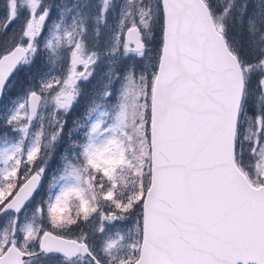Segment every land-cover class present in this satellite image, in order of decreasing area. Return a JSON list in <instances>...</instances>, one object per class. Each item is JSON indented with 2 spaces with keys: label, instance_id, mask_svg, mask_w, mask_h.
I'll use <instances>...</instances> for the list:
<instances>
[{
  "label": "snow or ice",
  "instance_id": "snow-or-ice-1",
  "mask_svg": "<svg viewBox=\"0 0 264 264\" xmlns=\"http://www.w3.org/2000/svg\"><path fill=\"white\" fill-rule=\"evenodd\" d=\"M0 264H264V0H2Z\"/></svg>",
  "mask_w": 264,
  "mask_h": 264
},
{
  "label": "rangeland",
  "instance_id": "rangeland-1",
  "mask_svg": "<svg viewBox=\"0 0 264 264\" xmlns=\"http://www.w3.org/2000/svg\"><path fill=\"white\" fill-rule=\"evenodd\" d=\"M0 2H2V0H0Z\"/></svg>",
  "mask_w": 264,
  "mask_h": 264
}]
</instances>
